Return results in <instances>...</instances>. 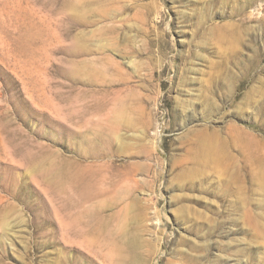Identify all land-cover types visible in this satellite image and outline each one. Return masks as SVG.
I'll return each instance as SVG.
<instances>
[{
  "label": "rangeland",
  "instance_id": "obj_1",
  "mask_svg": "<svg viewBox=\"0 0 264 264\" xmlns=\"http://www.w3.org/2000/svg\"><path fill=\"white\" fill-rule=\"evenodd\" d=\"M0 264H264V0H0Z\"/></svg>",
  "mask_w": 264,
  "mask_h": 264
}]
</instances>
